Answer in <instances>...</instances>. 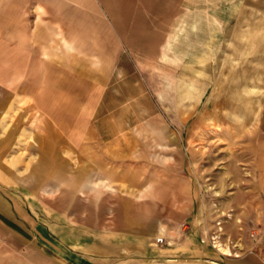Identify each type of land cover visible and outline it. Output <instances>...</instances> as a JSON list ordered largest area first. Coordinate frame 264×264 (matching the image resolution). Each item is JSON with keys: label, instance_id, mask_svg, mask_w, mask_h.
I'll list each match as a JSON object with an SVG mask.
<instances>
[{"label": "rangeland", "instance_id": "rangeland-1", "mask_svg": "<svg viewBox=\"0 0 264 264\" xmlns=\"http://www.w3.org/2000/svg\"><path fill=\"white\" fill-rule=\"evenodd\" d=\"M3 200L100 264H264V0H0Z\"/></svg>", "mask_w": 264, "mask_h": 264}, {"label": "crops", "instance_id": "crops-1", "mask_svg": "<svg viewBox=\"0 0 264 264\" xmlns=\"http://www.w3.org/2000/svg\"><path fill=\"white\" fill-rule=\"evenodd\" d=\"M63 46L64 50L67 51L69 43L66 38H64ZM10 76L11 73L7 70L4 73V82L9 81L12 78ZM63 82L65 93L68 86L67 79ZM2 85L4 86L3 83ZM13 86L14 88L12 89L16 91H30L25 86V83L21 82V76L17 77ZM59 89H62V86L56 88L55 91ZM35 90V87L32 88L33 93ZM33 97L35 99L36 96L34 95ZM50 115L52 116L53 113ZM61 129L66 138L74 142L76 146H78L77 142H79L81 149L85 150L86 142L84 137L86 136V128L83 123L75 127V129H69L66 123L62 125ZM93 147L98 148L97 145H93ZM114 168L112 169L115 170ZM122 174L126 176V174ZM3 202L0 201V264H57L56 254H59L60 259L65 264H100L82 254L73 253L72 251L68 252L65 249L59 251L58 243L52 240L48 233L45 234L39 225L35 224L34 221L32 222V219L26 214L25 208L19 202L14 205L5 200ZM39 242H42L55 253L50 254L40 251ZM252 260L255 261L254 259ZM256 264L258 263L256 262Z\"/></svg>", "mask_w": 264, "mask_h": 264}, {"label": "bare ground", "instance_id": "bare-ground-1", "mask_svg": "<svg viewBox=\"0 0 264 264\" xmlns=\"http://www.w3.org/2000/svg\"><path fill=\"white\" fill-rule=\"evenodd\" d=\"M219 249H222V248H219ZM223 249H226V248H223Z\"/></svg>", "mask_w": 264, "mask_h": 264}, {"label": "built area", "instance_id": "built-area-1", "mask_svg": "<svg viewBox=\"0 0 264 264\" xmlns=\"http://www.w3.org/2000/svg\"><path fill=\"white\" fill-rule=\"evenodd\" d=\"M160 241H161V239H160Z\"/></svg>", "mask_w": 264, "mask_h": 264}]
</instances>
